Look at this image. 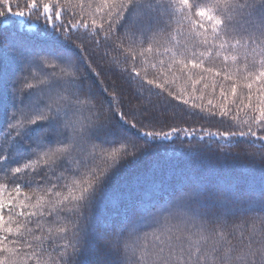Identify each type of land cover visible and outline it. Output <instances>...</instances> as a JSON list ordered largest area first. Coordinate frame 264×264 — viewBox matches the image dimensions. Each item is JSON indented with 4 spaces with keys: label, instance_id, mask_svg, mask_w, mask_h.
Listing matches in <instances>:
<instances>
[{
    "label": "snow or ice",
    "instance_id": "1",
    "mask_svg": "<svg viewBox=\"0 0 264 264\" xmlns=\"http://www.w3.org/2000/svg\"><path fill=\"white\" fill-rule=\"evenodd\" d=\"M0 264H264V0H0Z\"/></svg>",
    "mask_w": 264,
    "mask_h": 264
},
{
    "label": "trees",
    "instance_id": "2",
    "mask_svg": "<svg viewBox=\"0 0 264 264\" xmlns=\"http://www.w3.org/2000/svg\"><path fill=\"white\" fill-rule=\"evenodd\" d=\"M149 5L152 4V0H148ZM180 45H184L187 48V54L189 56L192 55V45L187 38H177ZM177 48L175 46V42L169 43L167 40H163L161 45L154 49L153 53L147 54V64L146 67H151L152 64H156L158 70L161 74H163L170 81H174L175 87L177 91L187 90V92L193 91V89H199V92H196V95H200L203 93L204 100L203 103L207 105V101L212 99L214 103H219L221 97L220 87L219 85H224L225 87H229L231 85V81H225L223 79L225 72L221 71L224 69V61L223 56L224 52L218 49L209 48L206 52L203 59L202 67H211L213 71L211 73L201 72L200 69H192L191 66L187 69L182 68L181 65L176 63L173 60V56L175 55ZM201 51H205L203 48H197V57L199 58V53ZM211 53V55H209ZM240 58L242 60L243 54H240ZM181 57L177 56L176 60H180ZM161 61L163 64H161ZM229 71H234L237 67L231 58L228 61ZM220 71V75L217 76L216 72ZM191 77V79H189ZM199 81V83H196ZM205 84L209 86L207 88L204 87ZM246 89L243 88V82L237 80V93L242 94ZM186 92V94H187ZM183 107V106H181ZM184 119L191 122V118L185 116ZM215 147V146H213ZM175 151L177 152H187L186 146H182L179 143L175 147ZM171 155V154H169ZM178 159L173 161H166L164 157H162L158 153L150 154L141 165L133 169L129 175L133 174L136 171L141 170L144 167H151L153 165H158L160 167H164L166 164L169 167H174L176 169H183L186 167H191V161L187 159L186 156L180 155L177 153Z\"/></svg>",
    "mask_w": 264,
    "mask_h": 264
}]
</instances>
